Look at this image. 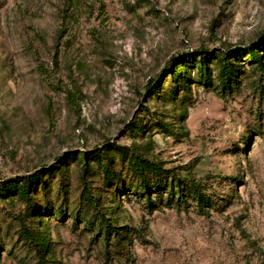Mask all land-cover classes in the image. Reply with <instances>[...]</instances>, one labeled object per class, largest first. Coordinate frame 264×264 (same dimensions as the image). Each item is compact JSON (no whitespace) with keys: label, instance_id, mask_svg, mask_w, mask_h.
<instances>
[{"label":"rangeland","instance_id":"rangeland-1","mask_svg":"<svg viewBox=\"0 0 264 264\" xmlns=\"http://www.w3.org/2000/svg\"><path fill=\"white\" fill-rule=\"evenodd\" d=\"M250 47L264 64V0H0V188L17 186L0 196V264H264ZM136 156L212 208L168 205L169 189L150 205ZM99 214L121 233L109 246Z\"/></svg>","mask_w":264,"mask_h":264},{"label":"trees","instance_id":"trees-1","mask_svg":"<svg viewBox=\"0 0 264 264\" xmlns=\"http://www.w3.org/2000/svg\"><path fill=\"white\" fill-rule=\"evenodd\" d=\"M248 50V55L251 57V60L255 61V64L258 66L261 72L264 71L262 63V57L259 56L257 52H255L256 48L250 47ZM233 54H237V52H232ZM233 70L230 66H224L222 69V80L223 82H227L230 80V76L232 75ZM132 165L135 171V174L139 177L140 183L134 189L135 193L141 192L146 195L147 202L152 205V194H158L160 197L163 191L169 189L170 201L168 205L176 203L178 206L181 204H187L190 200L196 206L200 212H204V208H212L213 203L212 200L206 196L201 189V186L198 182L191 179H180L175 175H168L166 171L162 169L161 166L145 160L141 157H134L132 160ZM35 177H40V174L36 173L34 177L23 178L20 181L24 182V187H22V193L28 194L30 187L33 183ZM17 188V186H13L10 188H0V196L5 197L11 191V189ZM20 190V189H19ZM174 196H177V200L174 199ZM92 206H95L96 200L93 198L90 199ZM206 214V213H203ZM97 222L101 230H103L104 241L107 246L111 243L112 235L120 236L121 233L117 231L116 227L109 221L107 217L104 215H98ZM23 226V225H22ZM23 236L26 240L33 242L32 236L26 231L25 228H22ZM35 246H39V244L34 243ZM41 251V250H40ZM41 264H47L44 261V256H41Z\"/></svg>","mask_w":264,"mask_h":264}]
</instances>
